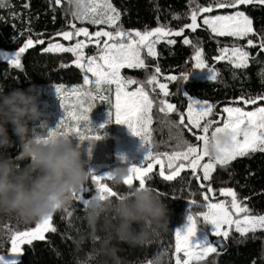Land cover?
Here are the masks:
<instances>
[{
	"label": "snow or ice",
	"instance_id": "snow-or-ice-1",
	"mask_svg": "<svg viewBox=\"0 0 264 264\" xmlns=\"http://www.w3.org/2000/svg\"><path fill=\"white\" fill-rule=\"evenodd\" d=\"M57 5L61 0H55ZM195 5L190 8L187 17L190 22L184 24L178 30L160 24L149 30L147 27L141 30H127L121 23V12L114 6L112 0H87L86 14L73 16L74 21L86 22L89 25L101 26L90 32L88 27H77L70 23V31L56 33L64 41L75 43L65 46L63 43H49L43 49L45 53H71L75 58L72 63L83 73V84L66 88L65 85L55 86L57 97L64 110V116L55 128H48L41 124L37 129H43L46 136L36 134L40 139L57 135H72L81 141H99L105 139L107 133L100 134L106 124L116 123L126 125L132 135L138 137L145 146L146 153L139 165H130V175L125 178L123 185H138L150 187L147 183L153 174H158L164 181H175L181 178L182 172L190 171V179L199 182L202 190V207L205 211H199L187 215V223L181 229L175 231L174 262L175 264H200L211 254L219 256L227 248V241L234 230L239 234V239L231 237L234 242L242 243L245 240L257 239L258 232H264V214H254L253 210L245 203L248 197L239 198L238 193L231 187H221L216 190L210 181L217 166L226 169L231 162L241 157H250L255 153H264V93L257 95H241L233 104L253 105V110H245L242 106H225L217 111L216 106L208 101L195 99L187 93L188 97L186 112L179 111L176 104L169 102V83L179 79L188 81L192 73L177 75H165L161 82V68L157 64L154 73L146 76L144 81L121 75L122 69H139L147 72L150 65L146 63L142 52L146 50V57L156 58L157 44L162 41L168 45L177 43L171 37H184V45H193V40L184 36L185 29L196 33L205 26L215 37L234 38L235 41L246 40V45L232 44L219 48V55L214 59L226 61L233 69L246 70L251 61L261 62L260 56L264 53V36H261L253 26V19L244 11L236 10L230 14L205 15L213 13L215 9H239L240 6L264 5V0H213L207 5L200 4L197 0H189ZM4 0H0V7ZM29 7L28 4L24 5ZM198 18L200 21L198 22ZM157 19H159L157 17ZM173 19H180L179 14H174ZM106 26V27H104ZM258 37L254 41L251 37ZM81 37L83 39H81ZM35 44L44 45L45 40L34 41L28 38L22 47L12 56H6L9 65L14 69H23L21 57ZM94 45L95 54H86L85 49ZM195 46V45H194ZM252 49H257L253 55ZM195 69L208 73V80H217L220 73L210 67L206 62L204 51L197 47L193 57ZM61 68L70 67L69 64H61ZM91 74V77L90 75ZM264 77V68L259 73ZM236 73L233 72L235 78ZM138 85L134 90L130 86ZM146 85L151 86L150 91L160 98L155 100L146 90ZM114 87V101L112 92ZM158 90V91H157ZM71 98L73 103H66ZM97 100L111 105L109 119L106 124H101L97 130L92 127L90 112ZM158 107L160 113L168 116L176 114L178 122L169 121L179 129L182 126L193 136V142L183 139V134L176 136V148L170 152L156 150L153 142V108ZM215 115L217 118L212 119ZM231 131L233 143L230 148L222 149L223 155L213 159L207 154L206 145L211 137L218 132ZM123 158V157H122ZM126 159V158H123ZM207 161V162H205ZM158 166V168H157ZM202 173V176L200 175ZM231 176L232 174L229 173ZM90 181L93 187L83 186L79 193H75L73 200L77 202V210H83L91 203L94 194H99L103 199L105 194L109 198L119 199L121 195L114 190L108 182L112 181L111 172L103 175L96 174L91 170ZM135 182V183H134ZM209 182V183H205ZM154 190V189H153ZM159 196H167L166 193L157 192ZM217 197L223 199L217 200ZM216 201V202H214ZM190 205H196L193 199L188 201ZM71 217L73 212L67 211ZM205 223L213 226L212 235L220 238V242L193 243L192 238L197 233L198 224ZM53 216H48L38 221L34 227L27 230H16L11 233L10 251L0 254V264H21L23 245H32L34 241H45L47 233H57ZM15 257L8 260L6 257ZM94 259L89 257V260ZM148 264H154L148 261ZM253 264H256L253 261Z\"/></svg>",
	"mask_w": 264,
	"mask_h": 264
},
{
	"label": "trees",
	"instance_id": "trees-1",
	"mask_svg": "<svg viewBox=\"0 0 264 264\" xmlns=\"http://www.w3.org/2000/svg\"><path fill=\"white\" fill-rule=\"evenodd\" d=\"M112 2L121 12V23L124 28L141 31L145 27L151 30L160 24L178 30L190 22L187 17L190 15V8L195 6L190 4L189 0H112ZM197 2L207 5L213 0H197ZM25 4H28L29 7L25 8ZM65 5L66 0H61L59 5L55 3V0H4V5L0 7V51L19 50L28 38H32L34 41L43 39L45 44H35L33 48L26 51L21 57L23 69H14L7 60L0 59V88L7 92L14 88L27 89L31 85H36L39 89L59 84L70 86L83 83L81 72L72 65L74 57L71 53H45L43 51L47 43L60 38L56 33L72 30L69 27L70 23H75L77 27H88L90 32L101 27L74 21L64 12ZM236 10L244 11L249 15L253 19L254 28L261 36H264V5H242L239 9H215L213 13H232ZM174 14H179L180 19H173ZM184 36L193 40V45H184L182 43L184 37H171L176 39L177 43L174 45H168L163 41L159 43L156 58H148L145 55L146 63L150 65L147 72L125 68L122 75L144 81L147 75L154 73L157 64L161 68V82H166L163 80L165 75L175 74L179 77L181 73H191L193 57L196 48L199 47L203 49L209 66L214 67L220 73L217 80L211 81L206 77L190 76L188 81L181 78L176 82H170V96L166 99L176 104L181 112L185 111L186 101L179 95L180 92L214 104L217 111L232 105L253 110L255 107L253 105L233 104V101L241 95L264 93V77L259 74L264 68V53L259 58L261 62L251 61L248 69H233L226 61L217 62L214 58L219 55L220 47L231 46L234 43L246 45V40L235 41L234 38L215 37L205 26L198 29L196 33L185 29ZM251 38L258 41L256 36ZM94 47L93 45L89 46L86 49L87 53L93 54ZM251 51L254 55L257 49ZM61 64H69L70 67L61 68ZM233 72L236 73L235 78ZM150 87L146 85L148 90ZM150 95L155 100L163 98L151 91ZM49 96L51 95H40L38 103L43 116L40 121L33 124V128H38L41 124H46L48 128H55L61 120V114L55 115V110L52 107L44 109L42 101L48 100L52 103V100H59L57 94L54 99ZM95 104L98 108L100 107L101 113H103L106 103L96 101ZM99 117H102L101 114ZM211 118L216 119L217 117L213 115ZM169 121L178 122V116L176 114L165 116L158 111L153 116V135L158 150H162V152L178 150L175 139L178 136L176 131L187 135L190 139L188 142H193L191 133L182 126L179 129L172 127ZM9 131L11 133V129ZM45 133V130L37 129L34 134ZM109 139L113 145L111 135ZM72 140L74 144L79 143L78 137L73 136ZM81 152L86 167L93 171L97 169V166L104 165L105 168L113 169L114 166L124 163L116 161L115 151L110 150L108 146L102 147L95 144L90 147L89 143L85 141L81 145ZM10 153L15 157L17 149H11ZM26 163L27 161L22 162V164ZM229 173L232 175L230 176ZM200 175L202 176L201 173ZM190 177V171L182 172L181 178H177L175 181H164L158 174L152 175V178L147 182L149 186L156 193L168 194L160 197L168 204L169 227L167 231L159 233L150 245L133 248L127 244H119L118 255L125 261V264H148V261H153L154 264H175L173 254L177 227L185 222L189 212L195 214L205 210L202 207L203 197L199 182L190 179ZM108 183L120 194L127 190L126 185L114 186L112 181ZM210 183L216 190L221 187L233 188L237 191L239 198H249L245 203L253 210L254 214H264V153L237 158L226 169L217 166ZM85 186L93 187L90 180ZM92 194H95L94 191ZM112 199L115 200V198ZM193 199L197 204H188V201ZM219 199H223V197H217V200ZM65 209L73 212V215L69 217ZM83 214V208L80 207L77 210V202L74 200L69 206L54 213L57 233H47L45 241H34L32 245H23L21 264H81V262L83 264H100L99 258L89 260V252L92 247L90 243H85L80 250H77L73 244L74 237L78 236L86 227L83 222ZM37 222H24L15 216H0V254L8 252L13 231L30 229ZM199 225H202L208 232V237L213 240L212 242H220V238L214 237L209 227H206L204 223ZM256 235L257 239L249 238L242 243H236L231 237L236 239L240 237L233 230L227 241L226 250H223L219 256L211 254L207 260L201 261L200 264H253V261L256 264H264V232H258Z\"/></svg>",
	"mask_w": 264,
	"mask_h": 264
},
{
	"label": "clouds",
	"instance_id": "clouds-1",
	"mask_svg": "<svg viewBox=\"0 0 264 264\" xmlns=\"http://www.w3.org/2000/svg\"><path fill=\"white\" fill-rule=\"evenodd\" d=\"M86 4L87 0H66L64 12L82 17ZM40 95L36 85L7 92L0 88V216H15L24 222L43 220L69 206L91 173L82 159L85 141L74 144L72 135L40 139L34 134L33 124L43 116ZM232 143L231 131L215 133L206 145L207 154L213 159L221 157V150ZM13 148L17 149L15 157L10 153ZM111 175L114 186L122 185L130 175L129 165L123 163ZM83 222L85 229L73 239L76 249L90 243L89 255L99 258L100 264H125L118 245H150L167 231L169 208L151 187L129 185L119 199L94 194L84 209Z\"/></svg>",
	"mask_w": 264,
	"mask_h": 264
},
{
	"label": "rangeland",
	"instance_id": "rangeland-1",
	"mask_svg": "<svg viewBox=\"0 0 264 264\" xmlns=\"http://www.w3.org/2000/svg\"><path fill=\"white\" fill-rule=\"evenodd\" d=\"M216 14H230V13H223V12H218V13H212V14H205V15H216ZM200 18H198V21H199ZM60 38L58 40H55V41H52L50 43H56V42H59V43H63L65 46H70L72 44L75 43V40L73 41H64L63 38L61 36H59ZM81 39H83L81 37ZM49 43L46 44V47L48 46ZM158 45V44H157ZM94 46V45H93ZM95 48V47H94ZM156 50H157V46H156ZM18 51V50H16ZM16 51H6V50H1L0 51V59L1 60H6V56L10 57L12 56ZM85 52L86 49H85ZM93 54H95V52H93ZM146 55V50L144 52H142V56H145ZM195 55V54H194ZM21 63H22V58H21ZM195 65V61L193 59V64H192V69H191V76H195V77H208V73L206 70L202 71L200 69H195L194 67ZM122 71L123 69L121 70V75H122ZM90 77H91V74H89ZM83 84V83H82ZM81 84V85H82ZM55 86L56 85H52V86H48V88L46 87H40L39 88V91L42 94H48V95H51L49 97H52L53 99L56 97L55 94H56V91H55ZM75 86H78V85H70V86H66V88L68 87H75ZM113 87V92H112V98H113V101H114V87L115 86H112ZM135 85H132L130 86L129 90H134L135 89ZM146 90H148L146 88ZM150 92V90H149ZM180 96H182L184 99H185V103H186V107H185V111L186 112V108H187V103H188V97L184 95L183 92H180L179 94ZM98 102H100V100H97ZM43 102V107L44 109H49L50 107H52V109L55 110L54 114L55 115H58V114H61V119L63 118L64 116V110L62 109L61 107V104H60V101L59 100H52V103L48 100L46 101H42ZM74 101L69 98L68 100H66V103H73ZM105 106H104V112H102V110L100 109V107L98 108V106L96 104H94L93 108H92V111L90 112V120L92 122V127L99 130L100 129V125L101 124H106V121L109 119V112H110V109H111V105H109L107 102H105ZM232 106H235V105H232ZM247 110V109H245ZM53 111V110H52ZM158 111V107L155 106L153 108V116L154 114ZM159 112V111H158ZM95 113V114H94ZM99 114H101L102 117H99ZM173 127V125H172ZM106 132L107 133V136L105 139H102V140H99V141H94V143L98 146H102V147H110V150H114V157L116 158V161H121V162H124L126 163L127 165H139L141 163V161L143 160L144 156H145V153H146V149H145V146L142 145V142L141 140L132 135L131 132L129 131L128 127L126 125H122V124H116V123H111V124H106V127L105 129H102L100 130V134L103 135V133ZM177 132V135H180L182 132H179V131H176ZM110 135H111V139L113 141V145L112 143L110 142ZM183 139L185 140H190L188 139L187 135H184L183 134ZM153 142L154 144L156 145L155 143V140H154V135H153ZM114 146V148H113ZM157 151H160L162 152V150H158L156 148ZM122 157L123 158H126V159H123L122 160ZM207 162V161H205ZM122 164L118 165V166H114L113 169H110V168H105V166H97L95 169L96 171V174L98 175H103L107 172H111L112 170H114L115 168L121 166ZM202 174V173H201ZM215 202V201H214ZM206 210V209H205ZM204 210V211H205ZM187 223V218L185 220V222L178 226L177 229H181L185 226V224ZM204 225L206 227H209L211 229V233L213 231V226L211 224H205ZM176 229V230H177ZM208 232L204 229V227H202V225H199L197 226V233L196 235L192 238V242L193 243H202L204 242L205 240H207L209 243H213L211 239H209L208 237ZM11 247V245H10ZM23 247V246H22ZM10 251V248L8 249V252ZM8 252L6 253H2V254H7ZM6 259L8 260H13L15 259V257H11V256H8L6 257Z\"/></svg>",
	"mask_w": 264,
	"mask_h": 264
},
{
	"label": "water",
	"instance_id": "water-1",
	"mask_svg": "<svg viewBox=\"0 0 264 264\" xmlns=\"http://www.w3.org/2000/svg\"><path fill=\"white\" fill-rule=\"evenodd\" d=\"M86 54H88L87 52H86ZM75 59V58H74ZM72 65L75 67V65L72 63ZM76 68V67H75ZM79 70V69H78ZM80 71V70H79ZM81 74H82V76H83V73L81 72Z\"/></svg>",
	"mask_w": 264,
	"mask_h": 264
}]
</instances>
